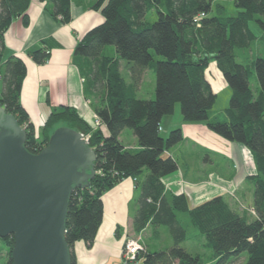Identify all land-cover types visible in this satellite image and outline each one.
Returning a JSON list of instances; mask_svg holds the SVG:
<instances>
[{
	"label": "trees",
	"instance_id": "16d2710c",
	"mask_svg": "<svg viewBox=\"0 0 264 264\" xmlns=\"http://www.w3.org/2000/svg\"><path fill=\"white\" fill-rule=\"evenodd\" d=\"M232 1L237 12L228 15L225 5L216 0H169L166 7L160 6L165 4L162 0H95L92 5L100 9L104 20L75 44L73 55L91 64L88 76L97 100L94 109L109 131L105 136L99 127L91 128L75 108L62 104L51 107L35 135L20 103L26 65L15 55L1 60L4 32L14 17L26 22L30 0H0V106L25 128V147L37 153L57 127L69 126L88 134V144L96 152L94 176L87 187L72 191L67 206L65 240L72 264H76L74 242L83 240L91 246L94 241L102 221L103 193L126 177L133 178L140 189L133 229L139 232L149 225L157 232L156 227L166 225L173 239L172 245L162 249L144 246L138 254L140 264H205L200 254L180 245L192 238L188 227L212 249L211 264H230L242 252L247 256L241 264H264V56L251 60L259 83L256 93L249 85L248 64L236 60L238 50L264 38V0ZM46 2L54 18L64 23L70 20L71 0ZM150 11L156 13L152 21L147 19ZM250 21L260 27V34L250 28ZM53 45L52 38H43L28 54L34 62L44 63ZM107 45L115 48L116 57L104 52ZM153 52L161 58L156 59ZM120 59L131 62L130 83L120 74ZM212 60L231 95L228 106L210 116L216 95L204 71ZM147 68L154 72L155 95L138 98L136 86ZM175 103H179L182 120L203 121L215 133L250 150L256 169L248 177L254 183L255 218L230 210L219 195L188 209L183 194L164 189L161 177L176 170L177 161L163 153L182 139V132L175 127L164 137L159 127L162 116L172 113ZM124 128L132 129L140 149L124 148L118 139ZM182 211L187 212L185 220ZM2 240L8 250L1 264H12L13 236Z\"/></svg>",
	"mask_w": 264,
	"mask_h": 264
},
{
	"label": "crops",
	"instance_id": "0c3cea01",
	"mask_svg": "<svg viewBox=\"0 0 264 264\" xmlns=\"http://www.w3.org/2000/svg\"><path fill=\"white\" fill-rule=\"evenodd\" d=\"M94 2L95 0H71V18L64 23L53 17L46 8V0H30L26 22L20 16L14 17L4 32L1 60L15 55L22 58L26 65L20 103L34 126L35 135L47 119L51 107L59 104L75 108L79 116L94 128L97 116L94 103L97 100L88 76L91 64L85 58L73 55L75 44L89 29L104 20L100 9L93 7ZM46 37L52 38L54 45L50 48L48 59L38 64L28 52ZM104 52L114 57L117 55L112 45L105 46ZM122 63L123 60L120 59V74L126 83H130V65L123 74ZM209 64L205 69V78L213 93L217 94V90L229 86L216 62ZM149 69L144 70L136 86L135 94L138 98H141L139 92L144 87V78ZM1 86L0 79V91ZM153 94L151 89L145 99L152 98ZM225 107L211 109L209 115H215ZM175 127H180L182 139L163 153L177 161V169L161 177L167 192L187 193L190 205L196 206L209 197L220 195L224 186H236L237 191L242 190L244 198L253 203L254 183L248 177L254 175L256 169L246 146L218 135L203 121H182L180 106L176 105L172 114L162 116L160 133L164 130L163 136L166 137ZM99 128L103 135L109 134L103 122H100ZM118 139L126 149H140L132 129H122ZM247 161L251 162V166ZM144 172L148 173L147 170ZM210 176L212 182L208 181ZM214 191L216 194L213 196H205ZM139 195V186L131 177L123 178L103 193L102 221L93 243L87 246L83 240H77L73 244L76 264H127L121 254L123 236L134 230L132 220L138 209Z\"/></svg>",
	"mask_w": 264,
	"mask_h": 264
},
{
	"label": "water",
	"instance_id": "95a60500",
	"mask_svg": "<svg viewBox=\"0 0 264 264\" xmlns=\"http://www.w3.org/2000/svg\"><path fill=\"white\" fill-rule=\"evenodd\" d=\"M25 141V128L0 106V237L13 236L12 264H72L67 206L94 176L96 152L69 126L57 127L37 153Z\"/></svg>",
	"mask_w": 264,
	"mask_h": 264
},
{
	"label": "rangeland",
	"instance_id": "374dc122",
	"mask_svg": "<svg viewBox=\"0 0 264 264\" xmlns=\"http://www.w3.org/2000/svg\"><path fill=\"white\" fill-rule=\"evenodd\" d=\"M219 1L225 5V7H226L225 13L226 14L232 15V14H235L237 12V8L234 5L232 0H219ZM168 2H169V0H162V3H165V4H161L160 6L166 7L167 6L166 3H168ZM198 17H199V15H198ZM155 18H156L155 11L148 12L147 19L149 21H152ZM200 18L201 17H199V19ZM199 19H198V21H200ZM200 25H197V27L200 28L201 27ZM249 26L256 34H259L261 32L260 27L255 22L250 21ZM240 50H238V52H240V53H239V56L236 57V60L238 62L248 64V66L250 68L249 85H250L252 91L254 93H256V91L259 90V83H258V79H257L255 69H254L253 65L251 64V60L256 55L264 56V38H263V40H257L255 42H253L250 47H248L246 49H242L241 51ZM154 55L156 56V59L161 58V56H159L155 53H154ZM122 60H123L122 67H121L122 73L125 74L127 67L129 65H131V62H128L125 59H122ZM212 61H214V60H212ZM212 61H210V62H212ZM204 74H205V71H204ZM143 85H144V87L142 90H140L139 95L141 96V98H148L149 91L152 89L154 92V72L152 71V69H149L147 75H145ZM229 88L230 87H224L223 89L217 90V94H215L216 95L215 100L212 104L211 109H220V108H223L226 105H228L229 97L231 95V89H229ZM154 95L155 94H153L152 98H154ZM175 105L179 107V103H175ZM172 113H173V111H172ZM172 113H170V114H172ZM128 129H130V128H127V130ZM164 132H165L164 130L161 131L162 136H163ZM182 153L183 152H181V154ZM251 156H252V154H251ZM248 157L250 158V156H248ZM252 160H253V156H252ZM247 163L251 166V162L249 163V161H247ZM253 163H254V160H253ZM211 179H212V176L208 177V181L212 182ZM220 187H221V185H220ZM242 192H243L242 190L237 191L236 186L229 187V188L227 186H224L221 189L219 196H221V198L224 200L226 206H228L230 210L235 211V212L240 213V214H244L249 219L255 218L256 211L254 209V204L249 203L248 200L246 198H244ZM214 193L216 194L215 191L210 192V193H206L205 196L206 197L207 196H213ZM182 194L184 195V197L186 199L187 208L189 209V208L195 207V206L190 205L187 193H184V192H178L177 193V195H182ZM208 199H210V197ZM208 199H206V200H208ZM185 212L186 211L180 212V216L184 220L187 219L186 218L187 216L185 215L187 212L186 213ZM156 231L157 232L153 231V229L149 225H147L144 229H142L139 232H136L135 230H133V231L130 230L128 233L130 235L138 238L140 240V242L146 248H149L151 250L162 249V248H165V247L172 245L173 239H172V236H171L166 225H160V226L156 227ZM188 235L191 236L192 238L186 239L185 241L180 243V245L192 254H195V253L200 254L202 256V258L204 259L205 264H211L212 261L209 258H210V254L212 253V249L205 247L203 245L204 240H203L202 236L200 234H198L197 231L191 227H188ZM3 238L0 237V264L7 259L8 247L6 246L4 241L2 240ZM246 256H247L246 252H242L239 256H233L231 258L230 264H241L245 261Z\"/></svg>",
	"mask_w": 264,
	"mask_h": 264
},
{
	"label": "built area",
	"instance_id": "2783aa9c",
	"mask_svg": "<svg viewBox=\"0 0 264 264\" xmlns=\"http://www.w3.org/2000/svg\"><path fill=\"white\" fill-rule=\"evenodd\" d=\"M203 16V13L199 14V17ZM198 15L195 16V20L198 21ZM100 119L96 116L94 128L100 126ZM88 140V134H84ZM129 233L124 234L123 244L121 248V254L127 264H140V257L138 254L144 249V245L140 240Z\"/></svg>",
	"mask_w": 264,
	"mask_h": 264
},
{
	"label": "clouds",
	"instance_id": "9594fccd",
	"mask_svg": "<svg viewBox=\"0 0 264 264\" xmlns=\"http://www.w3.org/2000/svg\"><path fill=\"white\" fill-rule=\"evenodd\" d=\"M160 128V127H159Z\"/></svg>",
	"mask_w": 264,
	"mask_h": 264
}]
</instances>
